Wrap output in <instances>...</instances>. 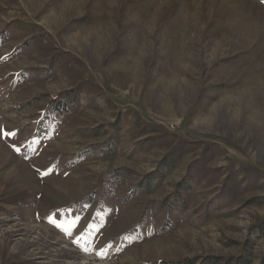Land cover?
Instances as JSON below:
<instances>
[{
	"label": "rangeland",
	"instance_id": "obj_1",
	"mask_svg": "<svg viewBox=\"0 0 264 264\" xmlns=\"http://www.w3.org/2000/svg\"><path fill=\"white\" fill-rule=\"evenodd\" d=\"M0 264H264V0H0Z\"/></svg>",
	"mask_w": 264,
	"mask_h": 264
}]
</instances>
